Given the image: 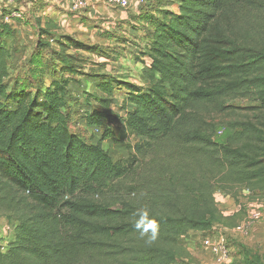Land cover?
<instances>
[{"label":"trees","instance_id":"obj_1","mask_svg":"<svg viewBox=\"0 0 264 264\" xmlns=\"http://www.w3.org/2000/svg\"><path fill=\"white\" fill-rule=\"evenodd\" d=\"M177 1L149 17L141 86L83 71L68 51L94 46L72 36L52 38L66 58L58 70L71 76L40 88L13 82L0 42V218L15 227L0 264H175L182 239L223 226L218 190L264 195V118L229 121L219 141L214 119L237 114L238 99L264 110V0ZM47 35L40 29L38 49L52 48ZM79 76L99 80L100 108L86 112L87 125L103 128L97 143L70 127L68 89ZM121 89L124 115L111 108ZM115 123L138 137L139 169L102 145L120 142Z\"/></svg>","mask_w":264,"mask_h":264},{"label":"rangeland","instance_id":"obj_2","mask_svg":"<svg viewBox=\"0 0 264 264\" xmlns=\"http://www.w3.org/2000/svg\"><path fill=\"white\" fill-rule=\"evenodd\" d=\"M167 2V0H150L142 5L144 10H148L147 15L149 17H157L159 16V7L166 5ZM1 24L2 23H0V42L7 46L10 43L9 37L11 35L7 36L4 34V32H2L3 30L1 29ZM130 25L131 24L129 23V26ZM106 27L107 26L101 27L102 35L100 38L98 37L94 40L93 36L84 37L83 41L89 45H93V49L79 51L69 50L68 52L70 54H75L76 57L81 59V65L84 67L82 69L86 73H104L110 77H113L114 79L123 80L141 86L145 82L143 75V63L145 60L142 59L143 49L139 50L137 48V43H135L130 37L126 38L123 35V28L120 31H116L118 32V35L115 34V37L112 39L107 38V34L109 33L107 32ZM133 28H144L145 30L146 27L139 24L133 25ZM52 38L62 39L63 36L59 34H57V36L47 35L44 38L43 41H49L50 43H53V46L52 48H43L44 50L42 56L36 55L40 61L42 60L41 63L43 64L42 67L44 69L33 71L38 75L41 73L43 76H48V78H44L43 76H40L37 79L33 78L27 71L28 66H25V64L21 65L20 62L16 64L15 60L13 61V59H17L16 55H11V65L12 68L14 67L12 73L13 82L14 80H17V78H22V83L25 85H32L35 88H40L44 87L45 84H48L55 76H71L70 73H64L62 75L59 72L58 69L60 68L61 63L66 62V58L64 53L62 55L54 54L53 50L59 53H62V51L60 47L55 44ZM114 38H116V40ZM36 57L35 59H37ZM29 58L30 54L28 59ZM26 77L30 79H27ZM20 80L18 82H21ZM93 94L102 95V92L98 90L95 81L86 76H79L75 78V81L70 83L68 89L69 103L67 105V109L70 110L71 114V130L79 134L87 142L97 143L101 141L103 128L90 127L87 125L85 117L86 112L91 111L94 108H100V105L94 98ZM124 98V89L116 92L115 96L113 97L111 108L116 114L124 115V107H129L126 106ZM231 103L241 108L238 109L237 114L234 115L231 113L230 115L225 114L221 116H215L214 119L218 123L217 137H215L217 141H219V139L224 140L232 133V131L228 130V127L226 126L229 121H234L235 119H251L258 122L264 118V110L253 108L258 105L254 101L238 99L232 101ZM111 125L112 124H109V126ZM111 127L115 131L120 142L105 140L102 142V145L109 151L115 161H122L124 165L131 166L134 163V160L140 159V156L134 150V145L139 141L138 137L130 134L121 123L113 124ZM222 141L220 140V142ZM134 164V167L139 169L141 161ZM247 190L252 191L246 185H236L232 190H227L228 195L231 196L230 200H228L227 195H217L218 207L224 212H229V210H226L223 207L228 206L229 209H232L237 202L234 197H242L244 195V191ZM108 195L109 191H106L102 196L108 197ZM255 197L256 196L251 195V198ZM245 218L246 215L243 211L224 216L223 220L221 221L223 223L222 228L225 227L231 230L236 225L242 223ZM0 228V232L3 228H7V234H2V237H0V245L6 247V245L12 240L14 236L15 227L13 223L7 222L6 219H0ZM219 232L224 233L225 231ZM225 234L227 245L231 252V259L227 264H252L255 263V258L257 256L264 255V219L254 223L249 232L244 236L232 232ZM182 244L186 249L183 250L180 260L175 264H217L213 256L202 248L200 236L198 237L197 234L192 237L188 236L182 239Z\"/></svg>","mask_w":264,"mask_h":264},{"label":"crops","instance_id":"obj_3","mask_svg":"<svg viewBox=\"0 0 264 264\" xmlns=\"http://www.w3.org/2000/svg\"><path fill=\"white\" fill-rule=\"evenodd\" d=\"M75 1L77 0H15L14 2L0 0V9L2 10L0 14L1 29L5 35H11L9 37L11 44L4 45L10 50L12 55H16L17 59H13L16 64L20 62L21 65L25 64V66H28L27 71L33 78L37 79L43 76L41 73L38 75L35 72H30V69L34 71L44 69L42 63H32L36 55H43L44 49L37 48L40 29H48L52 36H57V34L72 36L84 42L85 36H93L94 40L98 37L100 38L102 35L101 27L107 26V32L109 33L107 38L111 39L115 37V34L118 35L116 31H120L123 28V35L126 38L130 37L137 43V48L139 50L143 49L142 52L145 51L151 40L152 28L147 25L151 22L147 15L148 10H144L142 4L133 3L130 8L122 9L109 5L104 0H84V6L75 8ZM167 1L166 5L160 6L159 9L175 11L178 1ZM129 23L131 24L130 26ZM139 24L144 25L146 27L145 30L144 28H133V25ZM45 37H43V40ZM114 39L116 40V38ZM29 54L30 58L28 59ZM142 59L145 60L143 67L150 66L151 60L148 57H142ZM13 68L11 73H13ZM43 77L48 78V76ZM107 78L111 79L112 77L108 76ZM19 80L21 83L23 82L22 78H17L14 81ZM93 81L98 82L99 80ZM2 234H7V228L2 229L0 237H2Z\"/></svg>","mask_w":264,"mask_h":264},{"label":"built area","instance_id":"obj_4","mask_svg":"<svg viewBox=\"0 0 264 264\" xmlns=\"http://www.w3.org/2000/svg\"><path fill=\"white\" fill-rule=\"evenodd\" d=\"M9 2H14L15 0H8ZM109 5L114 7L128 9L132 6L133 3L135 4H145L150 0H104ZM85 5L84 0H77L74 3L75 8H79ZM2 10L0 9V14ZM18 16V15H17ZM227 195L228 200H230L231 196L228 195L226 192L218 190L215 194L216 201L217 195ZM251 195L256 196L255 198H251ZM236 202V201H235ZM229 212H225L226 215L234 214L240 212L243 208L245 211L246 218L245 220L233 227L231 230L222 226L214 228L213 232L205 234L204 232L192 233L191 236L195 234L200 236L202 248L207 251L209 254L213 256L217 264H227L231 259V252L227 245L226 234L225 233H236L238 235H246L250 228L253 226L254 223L257 221L264 219V195L258 196L253 194L252 191L247 190L244 191V195L239 197V200L233 206V208L229 209L228 206L223 207ZM232 212V213H231ZM219 231H225L221 233ZM199 239V238H198Z\"/></svg>","mask_w":264,"mask_h":264},{"label":"clouds","instance_id":"obj_5","mask_svg":"<svg viewBox=\"0 0 264 264\" xmlns=\"http://www.w3.org/2000/svg\"><path fill=\"white\" fill-rule=\"evenodd\" d=\"M140 217H141L140 221L137 222V224H136V227L137 228H140L141 227V225L143 224L144 220L147 218V213L142 211L140 213ZM152 238L153 239L155 238V235L154 234H153V237Z\"/></svg>","mask_w":264,"mask_h":264}]
</instances>
